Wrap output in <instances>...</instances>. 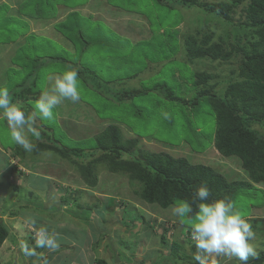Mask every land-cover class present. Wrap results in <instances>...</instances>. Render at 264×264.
<instances>
[{
    "label": "rangeland",
    "instance_id": "1",
    "mask_svg": "<svg viewBox=\"0 0 264 264\" xmlns=\"http://www.w3.org/2000/svg\"><path fill=\"white\" fill-rule=\"evenodd\" d=\"M163 1L171 4V0ZM198 1L217 3L228 0ZM19 5L18 11L31 18H36L38 14L56 17L60 6L73 8L76 12H66V15L69 14L67 17L64 15L62 20L53 24V29L69 41L65 46L59 41L30 34V24L23 22L16 12L11 11L8 3H0V56L2 52L8 51V48L13 50V53L8 51L12 55L9 57V65L3 68V73H0V86L7 87L10 94L18 91L21 95H26L27 88H33L34 92L41 93L44 87L52 82V76L67 70L68 66L80 72L78 76L80 100L76 103L65 100L54 109L57 113L54 121L38 120L36 124L39 126L40 122L48 126L44 129L45 133L49 138L53 137L52 141L58 146L68 150H91L94 138L98 137L107 126L117 125L126 139H138L137 148L142 151L166 152L174 158H185L194 165L209 166L221 173L230 184L240 181L249 182L239 159L223 158L212 147L215 119L207 98L202 97L199 108L193 111L189 107L182 108L168 101L164 102L168 103L165 105L161 96L162 85L181 97L193 94L190 91L186 92L184 87L187 86L178 88L171 82L187 83L179 75V72L184 74L186 71L176 58L177 39L181 44L177 56L183 60L185 37L192 35L199 42L205 35L210 34L212 40L209 45L228 39L227 42L237 50L233 52L232 58L228 62L215 63L202 59L184 58V61L186 60L192 72L198 71V68L215 72L218 76L211 82V92L222 97L229 71L238 65L243 54H248L252 50L247 44L257 41L252 30L235 26L246 17L241 9L242 6L229 13L232 20V25H229L195 7L190 9L176 7L180 14L178 15L175 9L171 10L172 7L161 5L158 0H21ZM83 5L89 8L96 7L94 15L97 18L94 16L88 18L76 10ZM157 68L164 74V76L161 74L163 80L157 79L155 74ZM175 69L178 70L176 74H174ZM83 78L98 82V85H103V91L109 93L99 94L86 84ZM187 85L190 86V83ZM131 88L147 92L122 102H117L115 95H111L117 93L118 89ZM35 100L29 99L22 104L26 112L33 110ZM162 112L168 113V119L163 118ZM29 138L31 139L30 136ZM32 141L36 144L35 140ZM0 150L3 151L0 166L5 165V170L10 166L13 173L10 175V172L4 171L0 174V189L8 194L11 181L7 179L11 180L13 176L18 182L29 180L27 187L38 189V192L33 189L29 194L26 192L27 187L18 191L17 196L20 201L18 205L4 202L6 210L11 208L12 212H16L17 223L24 222L26 216H32L38 221L37 226L43 224L51 228L50 230L57 228L59 230L60 225L51 222L62 221L63 230L88 234L86 228L74 221L87 223L89 227L92 225L90 229H96L95 232H91L97 237L98 243L103 242L105 238L106 247L110 244L112 247L120 245L124 248L126 246L125 249L129 250L127 241L114 242L113 235L108 236L107 229H110V224L107 228L106 223L103 225L95 223V219L102 218L95 209L100 210L106 219H114V223H118L121 216L140 217L146 214L148 221L152 218L161 223H173V232L170 235L166 234L167 239L182 245L177 253L171 251L165 257L159 259L156 257L157 264H189L193 260L188 254L189 247H185L187 243L183 242L187 238L184 232L188 226L182 225L172 215L170 208L164 210L156 205L141 202L137 198L139 184L131 181L125 173L114 174L108 171V164L95 165V163L91 174L95 177L96 184L89 186L86 183L83 179L84 172L80 171V167L85 166L99 153L84 160L68 161L60 159L56 154L48 156L45 154L47 151L37 155L33 152H25L11 141L6 122L3 120H0ZM255 186L259 187V185ZM50 190L54 191L52 195L49 194ZM7 194L4 197H7ZM105 196L109 197L104 201H109L111 204L117 202L114 208L113 206L101 208V200ZM41 199L47 200L46 203H41ZM234 202L245 217L250 216L247 219L252 224L253 230L257 234H262L261 238L264 239V220L254 219L251 216H260L254 208L264 206L263 193L259 189L242 188L236 192ZM22 204L24 209L20 207ZM18 207L20 210L17 209ZM10 216L12 215L9 212L5 216L0 215L7 227H15L14 218ZM149 231L146 229L145 234L150 233ZM156 232L161 233V228ZM121 235L125 237V233ZM25 236L26 240L29 241L30 238L34 242L30 233H26ZM252 243L264 260V244L261 241L258 243L252 241ZM183 253L188 257H181ZM36 255L21 257L20 264L26 262L36 264L39 262V257ZM73 255L76 256V253ZM213 259L217 260L218 264H223L225 257H209L208 264H212ZM251 259L249 258V261ZM56 262L62 264L63 257L62 261L58 259ZM229 264L237 263L232 260Z\"/></svg>",
    "mask_w": 264,
    "mask_h": 264
},
{
    "label": "trees",
    "instance_id": "2",
    "mask_svg": "<svg viewBox=\"0 0 264 264\" xmlns=\"http://www.w3.org/2000/svg\"><path fill=\"white\" fill-rule=\"evenodd\" d=\"M158 1L161 5L172 7L171 10H176V7L201 9L229 25H232L229 13L242 6L241 9L245 12L246 17L235 26L252 30V34L256 35L257 41L247 44L252 50L248 54H243L238 65L229 71L222 97L211 92V82L218 76L215 72L203 71L199 68L198 71L192 72L185 62L187 59H202L210 63L228 62L232 58L233 52L237 50H234V47L227 42L228 39L226 41L221 39V43H211L209 45L212 40L210 34L205 35L199 42L192 35L185 37L183 42L185 61L184 58L182 60L177 56L181 44L176 38L178 46L176 58L179 64L185 67L186 71L184 74L179 72V75L187 83L171 82L178 88L187 86L184 87L186 92L190 91L193 94L181 97L162 85L161 96L164 98L163 103L168 101L182 108L189 107L193 111L199 108L202 97L207 98L210 107L213 109L215 119L212 147L223 158L235 157L239 159L242 169L248 175L249 182L240 181L230 184L221 173L209 166L194 165L185 158H174L166 152L148 153L142 151L137 148L138 139H126L121 128L117 125L107 126L98 137L94 138L91 150L83 149L80 151L78 149L68 150L58 146L55 141H52L53 137L49 138L45 133L44 129H47L48 126H44L39 122V126H36L41 129V137L36 139L30 136L32 140L36 141V147L32 152L37 155L40 152L50 151L60 159L68 161H74V159L84 160L99 153L85 166L80 167V171L84 172L83 179L89 186L96 184V179L91 174L93 164L105 163L109 165V172L114 174L123 172L131 181L139 184V191L137 192L139 200L145 204L156 205L161 209H169V206L176 200L190 199L195 190L201 185H207L211 194L210 200L230 198L234 201L236 192L242 188L259 189L264 196V0H228L217 3L200 2L198 0H171V4L163 0ZM178 15H180L179 12ZM159 68H157L155 74H157V79L163 80L161 74L163 76L164 74ZM175 70V73H173H178V70ZM148 74H150V71ZM88 79L83 78L86 84L94 88V91L104 95V92L109 93L103 91V85H98V82L89 81ZM189 83L190 86L187 85ZM25 91L26 95L13 92L11 96L15 100L19 99L22 105L29 99H38V94H40V92H34L33 88H27ZM143 92L147 91L131 88L118 89L117 93L110 94L115 95L117 102H122L123 100H132ZM31 112L28 111V113ZM84 151H87V153H83ZM14 215H16V212ZM154 222L157 221L154 219ZM164 224L162 223V226ZM150 225L153 229L155 224L153 225V222H150ZM159 226L157 224V228ZM172 231V224L171 226L162 227V243H164L165 234H170ZM184 233L182 234L185 237H189L188 239L185 238V241L189 244L188 252L192 257V253L196 252L197 249L190 238V232L185 230ZM9 234L8 227L0 218V247ZM25 241L27 242L26 239ZM169 244L170 251H174L173 253L179 252L182 248V245L177 242L172 241ZM185 256L188 257L184 253L181 255V257ZM263 262V258L261 259V255H259L258 258L248 261V264H262ZM94 263L108 264L101 259H96ZM189 264H196V262L192 260Z\"/></svg>",
    "mask_w": 264,
    "mask_h": 264
},
{
    "label": "clouds",
    "instance_id": "3",
    "mask_svg": "<svg viewBox=\"0 0 264 264\" xmlns=\"http://www.w3.org/2000/svg\"><path fill=\"white\" fill-rule=\"evenodd\" d=\"M52 82L44 87L38 99L33 102V111L28 113L23 106L15 102L7 87L0 86V120L6 122L10 139L25 152H32L36 145L29 138L41 137L37 121L51 122L56 119L54 109L65 100L76 103L80 100L78 70L68 66L67 70L51 78ZM164 119L168 113L162 112ZM48 156L52 152L45 153ZM260 187V186H259ZM207 185L199 186L190 199L174 201L169 207L186 231L197 249L192 253L196 264H208L209 257L235 258L237 264H248L249 258L256 259L259 253L252 241L256 233L252 224L237 208L230 198L210 200ZM24 223L34 232V246L29 247L25 240L19 242V249L24 256H35L38 248L58 247L59 233L49 230L32 216H26ZM44 264H48L44 258ZM212 264H218L213 259Z\"/></svg>",
    "mask_w": 264,
    "mask_h": 264
},
{
    "label": "crops",
    "instance_id": "4",
    "mask_svg": "<svg viewBox=\"0 0 264 264\" xmlns=\"http://www.w3.org/2000/svg\"><path fill=\"white\" fill-rule=\"evenodd\" d=\"M20 1L21 0H0V3L2 4L8 3L11 11L13 10L14 12H16L17 16L21 18L23 22H28L30 24L29 26L30 34H34L36 36L42 37L43 39L59 41L63 43L65 46L68 44L69 41L66 40V38L60 34V32L53 29V24L59 20H62V18H64V15H66V12L68 13L72 11L70 13H76L73 10V8H67V7L63 8L62 6L58 7L59 9H58V16H56L57 18L55 17V15L51 17L52 15L44 16L41 14H38L36 18H31L30 16L26 14H22L20 13V11H18L19 9L18 7H20L19 5ZM96 9H97L96 7L89 8L86 5L79 6L76 8V10L79 13L86 15L88 18H93V16L94 18H97L94 15V11ZM62 11H65V12L62 13ZM36 12L39 13L38 11ZM68 15L69 14H67L66 17ZM5 48H8V47H5ZM8 49H9L8 51H11L13 53L12 48H8ZM8 51L2 52V56H0V73H3L4 72L3 68H6L9 65V57H11L12 55H10ZM12 66L14 67V65ZM14 70H16V67H14ZM14 101H19V99H16V100L14 99ZM2 152L3 151L0 150V157H1ZM5 167H6L5 165L0 166V174L5 171V172H10L11 173L10 175H12L13 173H12V169H10V166L7 168V170H5ZM7 181H11V186L8 188V194L0 189V210L2 211L0 215L5 216V214H7L8 212L11 215L13 214L10 217L14 218V222L16 226L8 227L11 236L9 235L0 247V264H20L19 259L21 257H24V255L19 249V242L21 240H25L26 233H30L31 237H33L34 232L30 231L24 222L17 223L16 222L17 220H15V218H18V216L14 215L15 212H12L11 208H9L7 211L4 210L5 209L4 202L11 203V205L17 203L18 205L20 201L18 199L17 192L27 187V185L29 184V180L27 182H25V180L23 181L21 180L18 182V179L15 180L13 176L11 180L10 178H8ZM33 189H36V191L38 192L37 188H33L31 186L26 188V192L29 194L32 192ZM50 191L51 192L49 194L52 195L54 191L53 192L52 190ZM6 194H7V197H4ZM107 197L109 196L102 197L103 200H101V204H100L101 208H106V207L108 208L110 206H113L114 208L117 202H115V204L114 203L111 204L109 203V201H104V199ZM111 200H114V198H111ZM46 201L47 200L44 201L43 199L40 200L41 203H44V202L46 203ZM125 206L126 205L124 204V207ZM15 207L17 206L15 205ZM20 207H23L24 209L23 204ZM17 209L20 210L19 207ZM95 210L98 211V215L102 216L103 218V219L99 218L98 220L95 219V223L96 222L102 223V225L106 223L107 228H108V225L110 224V229L105 228L107 229L108 236L112 234L114 237V240H113L114 242H119L121 240L127 241L130 246L129 250L125 249L126 246L124 248V247H121L120 245H115V247H112V245L110 244L109 246L106 247L105 242H104L106 241L105 238L103 242L98 243L97 237L91 232V231L95 232L96 229H90L92 225H90L89 227L87 223H81V222L78 223L77 221H74L79 226H83V228H86L88 234L85 232L84 234H79V233H74L73 231H70L73 233L71 234L67 230L62 229L63 228L62 221L51 222V224L55 223V225L57 226L60 225L59 226L60 229L58 230L57 228V230H55L56 232L59 233V237H58L59 246L56 248L36 249V253H37L36 256L39 257V262H37L36 264H44V258L47 259L48 264H57L56 260L59 259L62 261V257H63L62 264H95L94 261L96 259L104 260L108 264H157L158 261L156 257L159 259L160 257L167 256L171 252L170 244H169V242L171 241H168V239L164 237L163 238L164 243H162V237H161L162 233L156 232L157 230L155 229L153 230L150 225V222L151 223L153 222V225L157 223L154 222V219L152 220V218H151V221H148L147 220L148 216L146 214L140 217L136 215L134 216L132 215V216H127L124 218L121 216L122 219L120 218L118 220V223H114V219L112 218L106 219L105 217H103L102 212L100 210L98 209H95ZM254 210H256L257 214H259L260 216L256 217L255 215H251L253 216L252 218L264 220V206L261 208H254ZM249 217L250 216H247L246 218H249ZM19 218L21 219V217ZM86 222H88V220ZM167 222H169V220ZM258 222H261V221H258ZM7 224L9 225V223ZM167 224H172V223H167ZM146 229L150 230L149 231L150 233L145 234ZM18 230H20V232ZM123 233H125V237L121 235ZM256 235H259V236L256 237V239L254 240V243L255 242L258 243L259 241H261L264 244V239L261 238L262 234L260 235L256 233ZM27 242H28L27 244L29 247L34 246V242L30 238H29V241L27 240ZM183 242L187 243L185 239L183 240ZM185 247L188 248L189 247L188 244ZM74 253H76V256L73 255ZM77 253H79L78 257H77ZM126 257L129 259H127ZM232 260H235V258L225 257L223 264H229V262ZM21 264H30V263L26 262V263H21Z\"/></svg>",
    "mask_w": 264,
    "mask_h": 264
},
{
    "label": "bare ground",
    "instance_id": "5",
    "mask_svg": "<svg viewBox=\"0 0 264 264\" xmlns=\"http://www.w3.org/2000/svg\"><path fill=\"white\" fill-rule=\"evenodd\" d=\"M156 223H157L158 225H160V226H159V228H157V224H155L154 227H153V229L158 230V229L161 228V232H162V227H163V226H166V225H167V226H171V224H167V223H165L163 226H162V223H159V222H156ZM172 226H174L173 223H172ZM172 232H173V231H172ZM172 232H171V233H172ZM162 233H163V232H162ZM171 233H170V234H171ZM170 234H168V235H170ZM165 237L167 238L166 234H165Z\"/></svg>",
    "mask_w": 264,
    "mask_h": 264
}]
</instances>
